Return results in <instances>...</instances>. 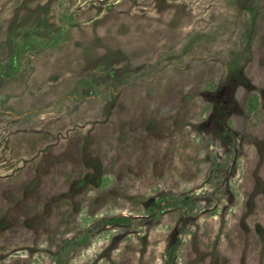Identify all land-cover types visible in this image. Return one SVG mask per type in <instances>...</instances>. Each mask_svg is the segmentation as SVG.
<instances>
[{
	"label": "rangeland",
	"instance_id": "rangeland-1",
	"mask_svg": "<svg viewBox=\"0 0 264 264\" xmlns=\"http://www.w3.org/2000/svg\"><path fill=\"white\" fill-rule=\"evenodd\" d=\"M0 264H264V0H0Z\"/></svg>",
	"mask_w": 264,
	"mask_h": 264
},
{
	"label": "trees",
	"instance_id": "trees-1",
	"mask_svg": "<svg viewBox=\"0 0 264 264\" xmlns=\"http://www.w3.org/2000/svg\"><path fill=\"white\" fill-rule=\"evenodd\" d=\"M132 222V220L130 218H127V217H116V218H113V219H108V220H102L100 222V224L102 225H129L130 223ZM89 235H90V232L87 233V235L85 236L84 238V241L82 244H85L87 242V240L89 239Z\"/></svg>",
	"mask_w": 264,
	"mask_h": 264
}]
</instances>
